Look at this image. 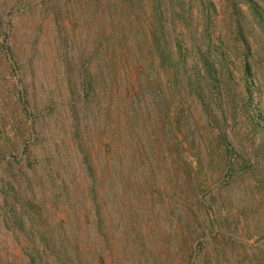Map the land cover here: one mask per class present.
I'll return each mask as SVG.
<instances>
[{
	"label": "rangeland",
	"instance_id": "obj_1",
	"mask_svg": "<svg viewBox=\"0 0 264 264\" xmlns=\"http://www.w3.org/2000/svg\"><path fill=\"white\" fill-rule=\"evenodd\" d=\"M231 1L237 7H233ZM231 1L213 0L218 25L216 29L211 28L214 45L226 56L222 63L226 77L222 79L229 82L228 93L233 98L234 108L223 116L225 124L211 126L209 109L203 110L199 102L186 94L167 91L163 98L154 100L151 115L137 124L141 127L136 133L108 149L102 133L105 119L102 105L88 106V110L80 105L77 108L79 122L75 124L70 118L71 110L63 104L69 97L70 83L67 85L63 78L62 59L52 60L49 55L50 40L57 33V26L46 13L47 8L39 7L37 14L32 11L29 15L17 10L16 0H0L1 29L4 31L5 25L13 20L10 39L20 61V67L14 70L7 60L0 35V179L3 180L0 201L2 190L5 195L10 193L15 181L24 173L15 165L7 167L3 158L13 146L18 148L28 139L32 140L31 120L25 109L28 99L37 95L40 104L50 101L54 105L51 117L46 119L50 121L38 126L45 136L42 145L51 147L59 161V178L71 184L70 181L81 182L79 173L86 174L74 139V127H78L84 149L90 150L93 174L105 181L102 192L105 217L101 229L105 264H264V127L255 125L257 114L253 106L242 107L241 103V99L249 103L247 93H251L253 103L264 118V28L245 0ZM255 1L260 5L264 23V0ZM57 2L62 25L57 40L61 36L67 41L76 63L71 64L74 72L79 69L77 64L90 56L89 70L107 75L104 65L109 57L102 53L101 32L97 22L90 19L87 7L92 0ZM185 4L191 14L187 15V23L194 27L199 21L194 22L192 13L194 16L201 11L191 1ZM238 7L243 12H239ZM138 10L134 16L139 18L131 30L134 37L128 40L129 55L119 61L115 59L118 65L115 66L120 67H115L117 81L121 82L118 83L124 87L129 85L122 82L128 75L135 89L136 71L152 63L148 54V8ZM237 21L243 24V35ZM138 51L148 55L145 61H138ZM29 56L34 76L23 67ZM187 57V66L193 67L196 58L189 52ZM244 66L251 70L248 77ZM154 70L165 85L161 71ZM71 78L72 86L80 91L78 76L73 74ZM153 86L162 88L158 79H153ZM224 90L222 88V94ZM95 108L99 109L97 113ZM209 108L221 121L223 117L218 110ZM225 143L231 144L232 151L228 155L223 151ZM129 166L134 171L131 179ZM228 166L230 169H226ZM113 168L118 169L117 172H111ZM27 177L25 199L30 198L33 187L31 185L27 191L28 179H34L29 173ZM34 190L39 189L35 186ZM61 199L51 197L42 207L52 210L50 220L66 222L69 226L74 221L67 219V207H62ZM34 217L40 223V218ZM12 233L0 222V253L11 262L22 263L23 242L18 244Z\"/></svg>",
	"mask_w": 264,
	"mask_h": 264
},
{
	"label": "trees",
	"instance_id": "obj_2",
	"mask_svg": "<svg viewBox=\"0 0 264 264\" xmlns=\"http://www.w3.org/2000/svg\"><path fill=\"white\" fill-rule=\"evenodd\" d=\"M187 1L193 2L201 11V14L195 15L194 13V16L192 13L194 22L199 21L194 27H189V23H187V15L191 16L188 12L189 8L185 4ZM232 4L233 7H237L235 3L232 2ZM245 4L264 28L263 19L259 13V3L255 0H245ZM14 6L19 12L29 15L32 11L33 14H37L39 7H46V13L57 26V33L61 32L60 4L57 0H16ZM87 7L90 9V19L97 22V27L101 32L102 53L105 57H109V62L104 65L107 75H104L102 71L99 75L89 70L87 64L90 62V56H86L81 63L77 64L79 69L75 73L71 64L76 65V63L70 54L67 41L63 40L61 36L57 40V33L50 40L52 49L49 51V55L52 60H56V57L62 59V63H64L63 78L67 85L70 83L69 97L63 104L71 110L70 118L75 124L79 122L77 108H80V105H84L86 110H88V106L93 108L94 105L99 104L100 107L102 105L101 111L105 115L102 133L106 140L104 145H107L109 149L123 142L127 135L136 133L141 127L137 124L151 115L150 110L154 100L158 97L163 98L164 94L168 92L177 95L186 94L195 102H199L203 110L209 109V124L211 126L219 127L221 124H225L223 116L230 108L233 109L234 105L233 98L228 93L229 82L227 83L226 78L222 79V76L226 77V70L222 64L225 62L226 56L219 51L218 47L216 48L212 38L211 28L216 29L218 25L217 10L213 0H92ZM145 7L148 8L147 19L150 21V27H148L150 50L148 54L152 58V63L142 65L136 71V89L133 83L127 79L128 75L124 76L122 82L129 83V85L124 87L119 84L121 82L117 81L116 68L120 67H116L118 66L116 60L128 57V40L132 38L131 36L134 37L131 30L139 18L134 16V13L137 9L143 10ZM238 11L243 12L239 7ZM235 16H237L236 13ZM33 22L32 18L31 23L34 24ZM4 28L2 31L0 24V35L3 37L2 41L5 45L4 51L13 69L18 70L20 61L15 55V48L10 39L14 30L13 20L9 21ZM186 30L187 33H185ZM238 30L243 35L242 23L238 22ZM242 39L247 45V40L245 41L243 36ZM95 51V53L98 52L97 48ZM188 52L196 58L193 67L187 66ZM137 54L139 62L140 60L145 61V56H148L140 51ZM23 67L29 69L32 76L36 75L30 56L27 65ZM154 69L161 71L164 76L162 77L165 78V85L155 75ZM73 74L77 75L81 81L78 92L72 86L71 75ZM244 74L247 77L250 76L249 67L244 66ZM153 79H158L162 88L156 89L153 86ZM115 85L119 89L118 92H116ZM246 85L248 86V84ZM222 88L225 89L223 94ZM247 100L249 103L245 99H241L242 107L253 106V111L257 114L254 117L255 125L258 124L263 128L264 118L253 103L251 93H247ZM99 106L97 108L100 109ZM209 106L212 110H218L220 116L223 117L221 121L215 113L211 112ZM97 108L94 109L96 113L99 111ZM25 110L31 120L29 128L30 135L33 133V143H31V139H28L24 145L21 144L18 148L13 146L3 158L4 161L6 159L7 167L15 165L24 173L21 174L19 180L15 181L10 193L5 195V191L2 190L3 197L0 201V222L7 227V231L13 232L12 235L16 236L14 239L18 244L23 242L21 247L24 258L22 263L11 262L9 258L7 259L0 253V264H105L103 235L101 238L103 218L105 217L102 209V192L105 188V181L93 174L89 157L90 150L84 149L79 129L74 127L76 149L81 156V163L85 167L86 174L80 175L79 173V176L82 177L81 182L79 180L70 181L73 182L71 184L63 183L59 178V161L54 156L51 147L46 148L42 145L45 142V136L38 126L43 122L50 121H46V119L51 117L54 105L50 101L46 105L40 104L37 95H33L31 100L28 99ZM164 111L167 110L164 109ZM262 140L264 141V138ZM223 147L226 155L231 153L230 143H225ZM0 157H2V152ZM229 166L226 169H230ZM117 170L113 168L111 172H117ZM27 173L33 175L34 179H28L27 191L29 192L31 185L33 187L29 192L31 193L30 198L25 199L23 194L26 191ZM128 173L130 179L132 176L134 177L132 166L128 167ZM0 183H3L2 179H0ZM35 186L39 190L33 191ZM73 196H78V198L74 199ZM51 197L54 200L62 198L61 205L67 207V219L73 220V224L68 226L66 222L50 220L52 210L44 209L42 206ZM37 209L38 211H36ZM35 215L40 218V223L34 217ZM79 219H84V221L81 222ZM131 230L132 228H129V232Z\"/></svg>",
	"mask_w": 264,
	"mask_h": 264
}]
</instances>
